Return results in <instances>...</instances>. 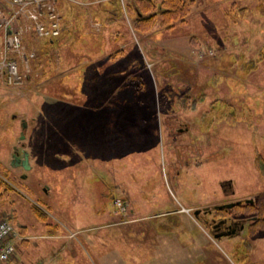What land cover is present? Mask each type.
Instances as JSON below:
<instances>
[{"label": "rangeland", "instance_id": "rangeland-1", "mask_svg": "<svg viewBox=\"0 0 264 264\" xmlns=\"http://www.w3.org/2000/svg\"><path fill=\"white\" fill-rule=\"evenodd\" d=\"M113 1L112 21L86 20L99 7L83 3L54 41L27 33L26 80L0 81V177L14 189L0 220L16 264H264L252 209L227 211L249 218L228 237L203 222L204 207L264 195V1L194 0L185 21L148 31L132 0ZM103 44L102 66L90 59ZM20 147L27 169L10 165Z\"/></svg>", "mask_w": 264, "mask_h": 264}, {"label": "built area", "instance_id": "built-area-1", "mask_svg": "<svg viewBox=\"0 0 264 264\" xmlns=\"http://www.w3.org/2000/svg\"><path fill=\"white\" fill-rule=\"evenodd\" d=\"M58 1L77 0H3L0 5V81L7 86H19L30 70L29 61L35 49L26 50L23 43L27 33L39 39L58 38L63 30ZM123 1V0H120ZM119 1V2H120ZM120 205V203H119ZM15 231L7 220H0V264L14 257Z\"/></svg>", "mask_w": 264, "mask_h": 264}, {"label": "trees", "instance_id": "trees-1", "mask_svg": "<svg viewBox=\"0 0 264 264\" xmlns=\"http://www.w3.org/2000/svg\"><path fill=\"white\" fill-rule=\"evenodd\" d=\"M261 1L263 2L264 0ZM193 5L194 0H134L127 3L128 7L131 8L132 6L139 11L138 18L134 21V24L136 29L142 31L150 30L157 20H159L158 23L161 26L165 27H171L178 21H185ZM49 40L54 41V39ZM255 164L264 175V159L257 157ZM12 190L14 189L11 184L0 177V200L5 198ZM235 207L243 208L246 211L247 209H252L253 212H256V218L249 225L250 232L256 229H264V195H258L254 205L246 204L244 206L237 205ZM30 210L38 220L46 222L47 213L41 204H31Z\"/></svg>", "mask_w": 264, "mask_h": 264}, {"label": "flooded vegetation", "instance_id": "flooded-vegetation-1", "mask_svg": "<svg viewBox=\"0 0 264 264\" xmlns=\"http://www.w3.org/2000/svg\"><path fill=\"white\" fill-rule=\"evenodd\" d=\"M174 98H176V97H173V102L175 100ZM189 98L190 97L185 96V97H182L180 100L187 101ZM174 124L175 123H173L172 125H169V127L170 128L174 127ZM185 129H187V128L185 127ZM171 130H175V129L171 128ZM177 130H178L177 132H181L184 130V128H178ZM22 149H23V147H20L19 149L15 148L14 152L18 151L19 153H21ZM226 184H227L226 186H228V188L231 186L230 183H226ZM221 186H222V190L225 191V189H226L224 187L225 184H221ZM222 204H224V203H222ZM246 204L254 205L255 201H253V199H246V201L243 200L239 204H235L234 206H237V205L243 206ZM218 205H221V204H218ZM218 205H214L212 208H205L204 207V209H203V214L205 216L210 215V218L203 219V222L205 225L210 227V232L212 233V235L216 238H219V237H228V236L240 233L244 228L246 219H249V218L237 217V216L230 214V212H227V211H230V209L233 208L234 206H232L231 208H224V207L218 208L217 207ZM165 211H167V213H161V214H163V216L168 215V214H176L177 212H182V209L176 208V207H168V208L165 207ZM213 211H215L216 213L222 212V214L217 216V217H214V216H212ZM223 211H225L224 212L225 215H223ZM161 212H163V211H161ZM199 212H200L199 209H194V211H193L194 215H198ZM154 215H156V213ZM251 218H252L251 220H254L256 217H255V215H253Z\"/></svg>", "mask_w": 264, "mask_h": 264}, {"label": "crops", "instance_id": "crops-1", "mask_svg": "<svg viewBox=\"0 0 264 264\" xmlns=\"http://www.w3.org/2000/svg\"><path fill=\"white\" fill-rule=\"evenodd\" d=\"M134 1V0H132ZM60 2H66V1H58V7L61 11V16H62V24L67 23L72 20L75 19V15L77 13L80 12L81 7L79 6V4H83V3H87L89 6H91V8L94 7H99V9H101V12L99 13L98 10L95 12L97 14L94 13V15H87L85 18L86 20L91 18H94V20H100L104 23V21L107 20V22L112 21L111 16L114 15V13H117V11H115V9H117V1H113V0H78V6L77 5H69L70 3H62L60 5ZM66 4V5H65ZM75 4V3H72ZM70 6V7H69ZM114 8V9H113ZM103 11V12H102ZM115 11V12H114ZM114 12V13H113ZM106 14V15H105ZM101 17V18H100ZM65 19V20H64ZM64 22V23H63ZM70 24V23H69ZM67 26V24H66ZM65 26V27H66ZM63 30H65L63 28ZM62 30V35H63V31ZM61 36V35H60ZM104 38V37H103ZM104 40V39H103ZM107 45L103 44V48H102V53L99 54V56H95L94 59H90L91 61H98L99 65L102 63V66L105 65V58L106 56L110 57V59L113 57L114 53H107L106 54V49ZM118 52V51H117ZM123 53V51H121V54ZM93 55H97V54H93ZM132 63H130V65H133V60H131ZM128 65V64H127ZM129 67V66H128ZM106 73V71H105ZM26 78V77H25ZM26 80V79H25ZM28 81V80H27ZM108 87V86H107ZM19 256H17V254H15L14 258L11 259L10 261L4 263V264H16L19 262Z\"/></svg>", "mask_w": 264, "mask_h": 264}, {"label": "water", "instance_id": "water-1", "mask_svg": "<svg viewBox=\"0 0 264 264\" xmlns=\"http://www.w3.org/2000/svg\"><path fill=\"white\" fill-rule=\"evenodd\" d=\"M26 127V121L22 120L21 122V132H20V139H23L25 137L23 129ZM15 149V148H14ZM17 149V148H16ZM11 166H21L24 169L29 168V154L28 152L23 148L21 150V153L18 151H15L11 154V160H10ZM246 201V200H245ZM241 200H238L236 202H228L221 205H218V208H231L235 204H239Z\"/></svg>", "mask_w": 264, "mask_h": 264}]
</instances>
